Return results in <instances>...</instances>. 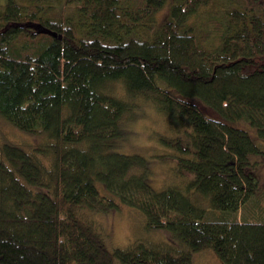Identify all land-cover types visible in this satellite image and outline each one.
Here are the masks:
<instances>
[{
    "label": "trees",
    "instance_id": "trees-1",
    "mask_svg": "<svg viewBox=\"0 0 264 264\" xmlns=\"http://www.w3.org/2000/svg\"><path fill=\"white\" fill-rule=\"evenodd\" d=\"M20 1L0 5V116L39 143L0 141V264H264V0ZM142 100L182 184L122 152ZM117 198L174 244L109 248L93 213Z\"/></svg>",
    "mask_w": 264,
    "mask_h": 264
},
{
    "label": "rangeland",
    "instance_id": "rangeland-1",
    "mask_svg": "<svg viewBox=\"0 0 264 264\" xmlns=\"http://www.w3.org/2000/svg\"><path fill=\"white\" fill-rule=\"evenodd\" d=\"M7 2L8 0H0V5H6ZM214 3H220V0ZM213 7L215 8V6ZM206 8L209 9V6ZM168 12L167 5L154 16V22L161 24L168 16ZM136 111L137 114H128L124 118L123 125L127 128L128 133L120 144L122 152L139 154L147 159L148 168H150L147 176L154 188L162 189L166 184L174 182L176 178L182 184V178L185 177H175L174 175L176 162L170 157L174 151L161 143L159 139L161 135H173V130L167 119L151 102L144 100L140 102L139 107H136ZM247 128L253 135L255 134L254 129ZM6 139L20 145L21 143L28 144V142L33 145L39 143L36 136L15 128L0 116V141ZM261 143L264 146V141ZM254 158L259 160L257 174L260 182L264 184V156L257 155ZM98 186L101 188V184ZM115 200L120 204L119 208L93 213V218L97 219L96 223L102 230L101 234L109 248H127L135 242L174 244V241L170 240L164 232L148 228L145 216L141 211L122 203L118 198ZM193 264H224V262L213 249L204 248L193 253Z\"/></svg>",
    "mask_w": 264,
    "mask_h": 264
},
{
    "label": "water",
    "instance_id": "water-1",
    "mask_svg": "<svg viewBox=\"0 0 264 264\" xmlns=\"http://www.w3.org/2000/svg\"><path fill=\"white\" fill-rule=\"evenodd\" d=\"M41 31H42V32H46V33H50V34H52V35H56L55 32H53L52 30H50V29H48V28H46V27H42V28H41Z\"/></svg>",
    "mask_w": 264,
    "mask_h": 264
}]
</instances>
